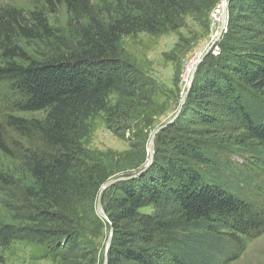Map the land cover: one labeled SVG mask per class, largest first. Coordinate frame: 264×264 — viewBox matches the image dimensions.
I'll return each instance as SVG.
<instances>
[{
	"label": "trees",
	"instance_id": "16d2710c",
	"mask_svg": "<svg viewBox=\"0 0 264 264\" xmlns=\"http://www.w3.org/2000/svg\"><path fill=\"white\" fill-rule=\"evenodd\" d=\"M218 1L0 6V118L31 143L14 154L0 124V151L14 161L0 169V191L21 223L0 224L4 249L32 245L52 264H102L111 224L107 264H229L247 239L264 232V0L229 1L218 52L197 67L179 115L157 133L146 169L129 176L147 158L141 132L123 153L87 146L93 118L102 115L107 129L124 131L153 92L123 38L176 30L187 14ZM60 7L67 21L58 30L49 15ZM23 43L39 49L30 55ZM231 145L257 149L254 162L236 163ZM116 175L129 177L103 191L104 220L96 197Z\"/></svg>",
	"mask_w": 264,
	"mask_h": 264
},
{
	"label": "rangeland",
	"instance_id": "374dc122",
	"mask_svg": "<svg viewBox=\"0 0 264 264\" xmlns=\"http://www.w3.org/2000/svg\"><path fill=\"white\" fill-rule=\"evenodd\" d=\"M98 1L92 0L93 3ZM39 2L40 0H0V6H15L30 10ZM221 4L222 0H219L213 8L202 14H187L183 18L182 26L176 30L166 31L159 35H150L143 32L133 37L123 38L122 47L125 54L145 76L152 80L153 92L147 94L148 101H143V103L145 102L144 113L137 117L135 121H128L129 127L124 131L115 134L106 128L102 115L93 118V130L87 143L88 148L123 153L132 148V143L137 142L135 137L141 132L142 136H146L143 141L147 154L152 131L172 118L179 107L190 78V76L188 77L190 74L188 69L191 67L190 71L193 70L197 60H200L207 49L210 48L209 52L213 54L218 52L216 51V48L218 50L217 44L223 37L225 29H227L226 25L224 27L225 31L222 34L220 33L223 12L214 15L216 10H221L218 7ZM66 21L67 15L64 7H60L56 14L49 15L50 25L58 30L65 27ZM23 47L30 55H35V52L39 49L34 45L25 43H23ZM13 115L27 119L40 118L43 116V112L15 111ZM150 121L152 123L147 125ZM0 124L2 125L5 143L8 147L13 148L14 154L18 152L17 148L31 144L17 129L10 126L4 117L0 118ZM224 136L226 137L227 135ZM230 136L226 138H229V142H233L235 134L232 133ZM242 148L243 146L231 145L227 149L235 152L231 154V157L236 163H241L244 159L254 162L255 157L251 152H257V149L245 148L248 149V152H240L239 149ZM13 163L12 158L6 157L0 151V169L11 167ZM258 180L259 182H264V172H262V176L261 174L259 175ZM1 223L21 224L16 217V213L5 207L0 191ZM106 238L103 239V254ZM37 255L38 251L34 250L32 245L26 246L17 243L8 249H4L0 243V264H2V259L8 264H52L48 259L40 260ZM229 264H264V232L247 239L243 252Z\"/></svg>",
	"mask_w": 264,
	"mask_h": 264
},
{
	"label": "water",
	"instance_id": "95a60500",
	"mask_svg": "<svg viewBox=\"0 0 264 264\" xmlns=\"http://www.w3.org/2000/svg\"><path fill=\"white\" fill-rule=\"evenodd\" d=\"M229 1L230 0H222L223 20H222V27H221V30H220V33L221 34H222V32H224L226 30V29L224 30V27H226L227 21H228V8H227V6H228ZM209 49L206 50V52L200 58V60L199 59L197 60V64L194 66L193 72L190 75V78L188 80L187 89H186V91H185V93H184V95H183V97H182V99L180 101L179 107L177 108L174 116L172 118H170L167 122H165V123L157 126L152 131V133L150 134L149 143H148L147 158H146L145 163L140 167V169L136 173H133V174H131L129 176H132V175L134 176V175H137V174L141 173L144 169H146L152 163L153 154H154V140H155V137H156V135H157V133L159 131H161L164 127H166L167 125H169L170 123H172L174 121V119L179 115V113H180V111L182 109V106H183V104L185 102V99L188 96V93H189V90L191 88V85H192V83L194 81L196 67H197L198 63L204 58V56L209 52ZM129 176H127V175H121V176L120 175H116V176H112L109 179H107L102 184V186L100 187V189L98 191V194H97V197H96L95 209H96L97 214L101 218H103L104 220H108V216L105 213L104 208H103V204H102V194H103V191L108 186L114 184L115 182H117L119 180L126 179ZM112 237H113V226L110 224L108 236H107L106 241H105V244H104V254H103V262H102V264H107L108 263V250H109L110 245H111Z\"/></svg>",
	"mask_w": 264,
	"mask_h": 264
},
{
	"label": "built area",
	"instance_id": "2783aa9c",
	"mask_svg": "<svg viewBox=\"0 0 264 264\" xmlns=\"http://www.w3.org/2000/svg\"><path fill=\"white\" fill-rule=\"evenodd\" d=\"M221 10L220 11H218V10H216V12H214V15H216V14H218L219 12H222L223 11V9H222V4L220 5V6H218ZM216 51H217V48H216ZM215 50H214V52H216Z\"/></svg>",
	"mask_w": 264,
	"mask_h": 264
},
{
	"label": "bare ground",
	"instance_id": "6f19581e",
	"mask_svg": "<svg viewBox=\"0 0 264 264\" xmlns=\"http://www.w3.org/2000/svg\"><path fill=\"white\" fill-rule=\"evenodd\" d=\"M190 68H191V67H190ZM190 68L188 69V72L190 73V74L188 73V74H189L188 77L191 75V72H193V70L190 71ZM188 77H187V78H188ZM187 83H188V82H187Z\"/></svg>",
	"mask_w": 264,
	"mask_h": 264
}]
</instances>
